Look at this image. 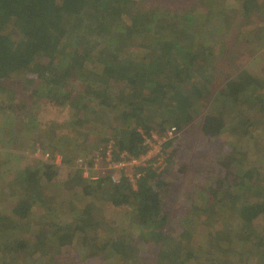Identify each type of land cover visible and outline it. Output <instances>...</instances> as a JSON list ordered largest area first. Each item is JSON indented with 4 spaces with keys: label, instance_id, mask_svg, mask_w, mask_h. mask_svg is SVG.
Returning a JSON list of instances; mask_svg holds the SVG:
<instances>
[{
    "label": "trees",
    "instance_id": "16d2710c",
    "mask_svg": "<svg viewBox=\"0 0 264 264\" xmlns=\"http://www.w3.org/2000/svg\"><path fill=\"white\" fill-rule=\"evenodd\" d=\"M201 6L198 1L190 0H0V113L3 112L0 131L5 130L1 124L16 117L13 122L21 123L24 128L26 125L37 138V150L52 159L74 143L77 129L85 133V126L100 122L113 128L110 138L102 143L104 149L107 141H115L113 162L123 152L140 155L145 151L144 136L160 125L180 128L189 123V116L202 109L199 101L208 100L222 79L220 74L207 76L201 62L218 67L223 57L217 61L215 54H211L206 59L204 55L210 52V47H187L201 39L197 34L199 29L204 32L202 26H195L201 21ZM16 29L18 32L22 29L24 40L31 43V54L23 60L18 56V46L11 40ZM176 29L184 32L186 41L173 33ZM245 77H235L218 88L217 98L210 103V111L201 125L205 136L217 139L224 131H235L241 136V129L247 125L245 115L239 111L244 107L264 114V78ZM46 107L54 113L42 120L40 110ZM121 127L125 136L119 137L115 132ZM162 153L166 155L165 146ZM1 156L16 155L1 152ZM79 157L89 158L90 153L81 150L73 158ZM165 162L160 173L149 169L137 179L135 187L123 178L118 183L107 180V184L100 178L82 184L76 163V173L71 175L68 185L80 187L94 202L106 200L115 208L132 205L140 223L139 237L143 232L147 237L152 236L150 241L155 245L163 247L174 241L167 234L170 219L162 206L163 193H171L165 181L171 166L169 156ZM7 163L10 164L4 163L5 167ZM54 169L51 164L40 162L34 170L27 168L19 173L9 191L0 188V198L11 199V206L3 205L0 211V264H59L81 237V225L74 218L67 219L59 199L44 193L43 185L59 183L53 178ZM1 170L0 180L8 175V169ZM225 181L239 183V192L252 185L253 198L240 207L237 222L218 214L217 220L209 218L204 223L211 226L214 236L230 238V249L237 246L240 238L238 254L264 257L261 174L238 168L228 173ZM223 192L227 194V189ZM195 196L202 200L200 206L208 202L207 194ZM196 214L190 208L177 224L185 228ZM218 223L233 231L224 235L222 226L216 229ZM154 227L159 231L151 234ZM118 237L103 245L104 263L137 264L128 258L136 251L130 237ZM177 244L178 251L170 252L173 264L198 259L193 258L194 251L190 250L194 248L190 245ZM213 249L209 256L219 251ZM204 253L200 254L201 258Z\"/></svg>",
    "mask_w": 264,
    "mask_h": 264
},
{
    "label": "rangeland",
    "instance_id": "374dc122",
    "mask_svg": "<svg viewBox=\"0 0 264 264\" xmlns=\"http://www.w3.org/2000/svg\"><path fill=\"white\" fill-rule=\"evenodd\" d=\"M190 1H198L199 5H202V10H199L200 17L198 16L201 21L195 26H202L204 32L199 29L197 34L201 39L194 40V43L190 42L187 47L199 48L201 45L210 47L208 49L210 52L203 54L206 59L211 54H215L217 61L218 57H223L224 60L220 61L218 67H212V64L207 61L201 62V68H204L203 71H206L207 76L220 74L222 79L215 85V92L208 100L199 101L202 109L193 113V117L189 116V123L180 128L175 126L177 135L165 144L166 155L164 156L166 159L169 156L171 164L168 171L169 177L165 181L170 185L171 193L170 195L163 193L162 206L170 219L171 227L167 234H170L175 242L172 240L171 244L159 247L150 241L152 236L147 237L141 232L142 237H139L140 223H137L135 207L128 205L115 208L110 206L106 200L94 202L90 196L83 194L80 187L73 184L68 185L69 179H72L71 175L76 173V163L77 167L79 165L77 159L73 157L78 156L81 150L90 153L86 165H83L86 168L78 167V175L82 176L79 181L82 184L89 180L97 181L100 178H104L105 183L107 180L113 183L111 177L115 178V182L122 180L121 177H124L125 170L111 172L105 158V151L103 152L105 143L103 145L102 143L112 135V127L96 122L85 126V133H81L82 130L77 129L74 143L71 142L66 150L55 154L50 159V156L37 150L39 142L35 140L37 138L28 130V127L25 125L24 128L21 123L13 122L17 119L16 114L13 115L15 119L1 124L5 130L0 131V154L1 152L13 153L16 156L13 158L1 156L0 172L1 169H8V175H3L5 178L0 180V185L3 182L4 185L0 188L9 191L16 184L15 178H18L19 173L27 168L34 170L40 162L51 164L56 167L54 169L56 176L53 178L59 183L56 186L51 183L43 185L44 193L59 199L62 213L67 215V219L74 218L73 220L81 225V237L74 243L70 252L63 256L59 264L64 262L105 264L106 255L103 245L112 243L122 235L130 237L128 239L131 240V245L136 251L133 256L128 258H132L134 261L132 259L130 261L137 264H173L170 260L172 258L170 252L171 250L178 251V242L194 248L190 252L194 251L193 258H198L196 261L190 260L185 264H213L214 262L216 264H264L262 256L257 255L254 258L238 254L239 246L242 244L240 238H237V250H234L236 247L230 249V238L227 240L225 236H214L211 226L204 223V220L207 221L209 218L217 220L216 215L218 214H222L227 219L231 218L235 222L240 207L253 198L252 185L247 190L239 192L237 191L238 188L241 189L239 183L235 185L233 181H225L228 173L236 172L238 168L257 171L261 174V184L264 186V114L252 112L248 107L240 109L239 111L245 115L244 121L247 122V125L241 129V136L235 131L233 133L224 131L219 138L215 139L205 136L201 131L203 118L209 110L210 103L217 98L216 91L224 84L236 79L235 77L242 79L248 75L264 78V0ZM173 33L177 34L181 40L186 41L184 32L176 29ZM25 38L22 29H19V32L16 29L11 37L12 43L18 46L20 53L18 56L22 60L31 54L29 47L31 43L24 40ZM221 112L228 114L224 111ZM53 113V109L42 108L40 118L42 120L49 119ZM2 114L3 112L0 113V115ZM9 114H12V111ZM21 119L24 121L23 118ZM167 129L160 125L153 133L156 134V131ZM122 132L121 127L115 132V135L125 136V133ZM114 142L113 140L112 144ZM113 153V151L110 153L112 158ZM64 158L73 159L65 161ZM68 161L72 163L68 164ZM6 162L10 163L6 164L9 167L4 166ZM144 170V174L149 172L144 168L137 174L142 176ZM129 175L131 178L135 177L128 172L127 176ZM8 179H10L9 185H7ZM126 181L129 183L127 179ZM249 185L250 183H248ZM224 188L227 189V194L223 192ZM196 193H200L202 196L207 194L208 202L200 206L203 202L195 196ZM10 200L9 198H0V211H3L1 207L3 205L11 206ZM190 208L196 210L197 214L185 228H182L177 224V221ZM76 210H78V214ZM97 221L100 223L98 224ZM216 227V229L221 227L224 235L230 230L233 231L231 227H224L221 223H218ZM158 231L159 228L154 227L151 234H156ZM262 234L264 235V233ZM213 247L219 251H215L217 253L209 256L210 251L214 250ZM182 250L180 249V251ZM201 253H204L203 258L200 256ZM250 254L253 255L251 250Z\"/></svg>",
    "mask_w": 264,
    "mask_h": 264
},
{
    "label": "built area",
    "instance_id": "2783aa9c",
    "mask_svg": "<svg viewBox=\"0 0 264 264\" xmlns=\"http://www.w3.org/2000/svg\"><path fill=\"white\" fill-rule=\"evenodd\" d=\"M176 135H177V131L175 127L168 128L167 130L164 131V133L160 135L154 133L148 134L144 136L142 139L143 140L142 145L145 146V151L143 153H141L138 156H133L130 154L128 155L127 152H123L120 155L118 161L116 162L112 161V157L110 155V153L113 151L112 149L113 144L112 142H108L104 150H106L105 158L107 163L109 164V169L113 173L125 170V175L124 177L122 176L121 179L122 178L125 180L127 179L129 183H131V185L135 187L134 184H136L137 179L145 175L144 174L145 170L142 172L143 174L142 176L140 174H137L142 169L144 168L148 170L150 169L155 173L157 169V173H160V171L163 169L165 165V159H166L162 153L164 150V146L165 144L169 143ZM87 160L88 159L84 157L77 158V162L79 164L78 167L83 169L86 168V166L83 165H86L85 163H87ZM128 172L134 175L135 177L131 178L130 175L127 176ZM111 179L110 180L112 182L118 183L115 182L116 180L114 177H111Z\"/></svg>",
    "mask_w": 264,
    "mask_h": 264
}]
</instances>
